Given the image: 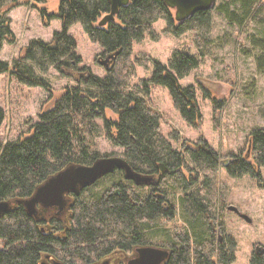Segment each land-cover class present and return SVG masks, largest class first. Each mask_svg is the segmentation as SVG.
I'll list each match as a JSON object with an SVG mask.
<instances>
[{"label":"trees","instance_id":"trees-1","mask_svg":"<svg viewBox=\"0 0 264 264\" xmlns=\"http://www.w3.org/2000/svg\"><path fill=\"white\" fill-rule=\"evenodd\" d=\"M31 1L40 7L47 2H0L1 42L16 43L8 14ZM58 1L57 13H49L41 7V14L47 24L60 19L62 31L55 32L51 42L31 40L22 56L12 63L0 60V74L9 73L13 80L24 86L42 87L52 99L53 88L49 80L40 75L52 67L86 87H65L41 112L39 121L31 125L28 135L2 145L0 201L30 197L38 185L68 164L91 165L101 157L94 139L103 131L114 145L124 149V158L136 171L161 176V202L171 201L174 192L181 193L190 230L184 227L169 232L167 242L173 244L174 252L166 264H232L237 244L231 237L221 239L217 236L216 230L221 228L207 216L208 206L204 204L202 194L205 192H201V188L193 191L201 175L190 180L186 171L191 161L195 167L190 173L202 171L206 180L210 177L209 172L220 166L235 178L250 175L260 179L261 168H264V130L255 129L250 134L252 160L235 154L223 158L204 136L194 144L183 142L180 149H174L172 140L178 141L179 137L174 134L170 139L162 134L161 114L150 104L149 98L152 86L166 87L175 110L189 126L200 131L203 114L197 88L180 84L181 78L200 66V60L182 50H176L168 64L152 61V76L141 79L137 85L144 95L128 89L136 77V65L146 64L143 59L131 60L133 44L151 32L159 19H165L169 28L179 32L188 21H208L211 10L198 12L178 23L173 10L163 0H130L114 21L102 26L101 19L111 11L109 0ZM231 6H237L238 12L231 11ZM219 10L236 23L254 19L264 25V0H229L226 5L221 4ZM75 23H81L89 38L101 46L103 52L99 58L116 54L113 64L105 67V77L93 76L86 67L79 68L83 60L77 52L76 39L69 33ZM253 44L261 50L258 65L264 70V38L254 39ZM213 103L215 108L222 107L215 99ZM2 120L0 110V122ZM117 174L120 177L124 173L119 171ZM98 197H86L88 203L74 207L70 231L62 227L55 233L43 230L44 226L28 216L22 205L0 218V239L4 243L0 264H42L48 256L65 259L68 262L65 264H84L76 256L75 247L102 240L100 236L106 231L113 245L124 241V235L132 230L142 232V236L134 238L153 241L150 236L156 233L154 225L157 223H154L160 220L157 216L163 215L160 204L150 201L140 207L124 196H114L103 204ZM250 264H264V252H253Z\"/></svg>","mask_w":264,"mask_h":264},{"label":"rangeland","instance_id":"rangeland-1","mask_svg":"<svg viewBox=\"0 0 264 264\" xmlns=\"http://www.w3.org/2000/svg\"><path fill=\"white\" fill-rule=\"evenodd\" d=\"M10 1L0 0L3 4ZM227 3L229 0H217L208 21H188L179 32L169 28L165 19H159L151 32L133 44L131 60L143 59L146 64L136 65V77L128 89L144 95L137 85L141 79L152 76L153 60L168 64L176 50L197 56L200 66L181 78L180 84L197 88L203 114L201 129L199 131L184 121L175 110L168 89L158 85L152 86L149 100L161 114L162 134L170 139L174 134L178 135V141L172 140L174 149H180L183 142L194 144L199 137L204 136L223 158L227 159L235 154L252 160L250 134L255 129L264 130V70L258 65L261 50L254 46L253 41L264 38V25L254 19H248L242 24L234 22L219 10L221 4ZM58 4V0H47L41 7L46 8L49 13H57ZM41 7L31 1L9 12L16 43L0 41V60L12 63L22 56L31 40L51 42L54 33L62 31L60 19H53L49 24L44 21ZM237 9V6L230 7L231 11L238 12ZM69 33L76 39L77 52L83 60L79 68L86 67L93 76L105 77L106 69L98 63L103 52L101 46L89 38L81 23L72 25ZM40 75L49 80L54 91L53 99L67 86L86 87L74 77L62 74L53 67L47 73L40 72ZM206 93L208 96H205ZM53 99L42 87L24 86L13 80L9 73L0 74V110L3 113V120L0 122V153L3 144L31 132V125L39 121V115L45 107L50 106ZM213 99L222 103V107L215 108ZM94 145L101 157H125L124 149L114 145L103 131L96 135ZM189 164L186 177L191 180L201 175L193 191L197 192L201 188L200 191L205 192L202 194L204 204L208 206L207 216L221 228H217V236L231 237L237 244L232 264H250L256 247H264V168H261L262 177L256 179L250 175L232 177L220 166L209 172L210 177L206 180L202 171L190 173L195 166L191 161ZM117 177V173L110 174L108 182ZM106 186L104 181L84 196L99 195ZM180 195L181 193L174 192L170 198L175 207L174 218L160 219L154 223H157L154 225L156 233L150 238L155 244L167 242L169 234L176 228L185 227L190 230L188 214L181 204ZM232 205L249 215L253 224L229 211L228 207ZM3 248L4 243L0 239V250Z\"/></svg>","mask_w":264,"mask_h":264},{"label":"water","instance_id":"water-1","mask_svg":"<svg viewBox=\"0 0 264 264\" xmlns=\"http://www.w3.org/2000/svg\"><path fill=\"white\" fill-rule=\"evenodd\" d=\"M163 1L175 11V19L179 23L190 19L198 12L212 10L217 2V0ZM109 2L111 11L101 19L100 25L102 26L114 21L120 9L128 6L130 0H109ZM115 60L116 54L106 58L100 57L98 63L108 68ZM116 170L123 171L127 179L133 180L138 185L150 184L154 179L152 175L136 171L124 157L120 156L99 157L91 165L71 163L38 185L30 197L0 201V218L17 210L22 205L28 216L36 222L45 221L46 214L63 220L74 205V198L70 194L79 196L83 189ZM228 210L236 213L247 223L253 224V219L238 207L232 205L228 207ZM255 251L262 253L264 247L257 246ZM171 254V251L166 248L146 246L137 249L134 258L128 264H166ZM53 264L64 263L54 261Z\"/></svg>","mask_w":264,"mask_h":264},{"label":"flooded vegetation","instance_id":"flooded-vegetation-1","mask_svg":"<svg viewBox=\"0 0 264 264\" xmlns=\"http://www.w3.org/2000/svg\"><path fill=\"white\" fill-rule=\"evenodd\" d=\"M173 13L175 15L174 10ZM119 171L120 170H116L113 173H117ZM120 172L123 173V171ZM152 176L154 177L152 183L138 185L133 180L127 179L124 174L120 177L115 178L117 180L112 179V181L110 180L109 182L108 178L110 177V174L106 175L98 180L95 184L83 189L79 196L70 194V196L74 198V205L67 213V216L63 218V220L53 218L50 215L46 214V220L40 221L39 225L44 226L43 230H47L49 233H55L61 227L70 231L71 220L73 219L75 213L74 207L79 204L81 205L84 203H88L84 195L87 192H91L92 190L96 189L100 185V183L104 181L106 182L107 186L101 193H99L98 197V199H100L103 204L108 203V201L114 198V196L127 197L131 201H134V204H138L140 207H143L145 203L154 201L156 205L160 204L161 209L163 210V215L160 216L162 218H160L159 216H157V218L171 220L175 216V207H173V203H171L170 200L168 202H161V199H163L161 191L163 180L161 179V176ZM138 190H141V192H139ZM90 196L93 195H89V197ZM139 235L142 236L141 231L139 232L138 230H132L130 234L128 233L124 235V241H121L120 244L113 245L110 243V240H108V232L106 231L102 236H100L102 240L96 241L92 244H87L86 246L77 245L74 250L77 251L76 256L78 257L79 261L84 264H128V262L134 258L136 250L146 246H158L170 250L171 253L174 252L173 244L171 242L155 244L154 241H144L143 238H134L135 236L139 237ZM128 238H131V240ZM220 238L222 239V237ZM84 248L86 249L85 252L82 251ZM54 261H60L64 264L68 263L65 259L61 260L48 256V258H46V261H44L42 264H53Z\"/></svg>","mask_w":264,"mask_h":264}]
</instances>
